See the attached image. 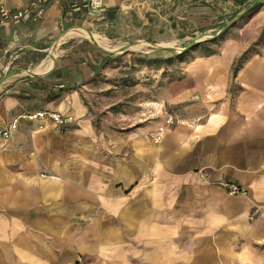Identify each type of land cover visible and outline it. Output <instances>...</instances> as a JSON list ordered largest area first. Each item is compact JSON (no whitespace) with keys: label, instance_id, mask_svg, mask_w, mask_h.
<instances>
[{"label":"crops","instance_id":"crops-1","mask_svg":"<svg viewBox=\"0 0 264 264\" xmlns=\"http://www.w3.org/2000/svg\"><path fill=\"white\" fill-rule=\"evenodd\" d=\"M125 1L104 7L112 16ZM174 2L206 31L223 22L214 0ZM79 9L66 0L0 25V127L18 119L13 138L0 140V264H264V44L235 76L250 41L230 32L215 54L195 56L165 89L176 121L155 142L156 123L97 127L78 88L90 71L83 62L2 81L12 59L44 51ZM252 17L263 21L264 7ZM41 110L73 121L19 118Z\"/></svg>","mask_w":264,"mask_h":264},{"label":"rangeland","instance_id":"rangeland-1","mask_svg":"<svg viewBox=\"0 0 264 264\" xmlns=\"http://www.w3.org/2000/svg\"><path fill=\"white\" fill-rule=\"evenodd\" d=\"M228 1L214 0L213 10L219 12L223 22L216 24V29L211 32L197 26V22L179 18L174 12L177 5L174 0H126L112 16L106 9L100 15L91 14L86 8L79 9L56 34L45 40L44 51L18 53L4 75L16 72L12 76L17 80L42 78L53 71L58 60L83 62L90 66V71L78 88L98 128L119 132L153 123L159 127L165 122L166 113L174 115L172 111L176 107L165 98L169 77L184 73L187 62L201 56L204 41L219 33L229 24L231 17L243 11ZM204 4L205 0H196V5ZM183 10L179 15L183 12L186 15L187 11ZM254 13L251 12L246 23L241 25L242 32L240 29L231 30L233 36L250 41L253 53L258 52L264 43L263 38V42L254 45L264 33V20L253 19ZM221 40L222 37L217 44L209 43L206 47L218 51ZM190 44L193 45L186 49ZM105 54L112 55L113 60L105 63L98 75H94L91 67L98 66ZM176 55L183 56L174 66L167 68L136 65V71H132L134 82L124 84V79L132 75L129 73L132 57L165 59ZM115 58L118 59L115 61ZM51 61L52 68L48 71H35L41 63L49 67ZM163 71H167L166 77H161Z\"/></svg>","mask_w":264,"mask_h":264},{"label":"built area","instance_id":"built-area-1","mask_svg":"<svg viewBox=\"0 0 264 264\" xmlns=\"http://www.w3.org/2000/svg\"><path fill=\"white\" fill-rule=\"evenodd\" d=\"M10 1L21 0H0V25L14 24L18 25L24 21L32 19L34 16H39L43 13L45 7L52 3H60L66 0H31L26 7L11 8L8 3ZM84 8H86L91 14H102L105 11L104 0H80ZM19 118H24L28 121H34L36 119H46L55 127H62L73 121V117L59 113L52 110H41L34 113L25 114ZM17 120H13L5 127H0V140L9 141L13 138L14 132L17 128ZM175 116L173 114L166 113L165 122L158 127V134L154 137V141L161 140V132L166 127L175 123ZM7 146V145H6ZM230 194L243 193L244 191L235 184L223 183Z\"/></svg>","mask_w":264,"mask_h":264},{"label":"trees","instance_id":"trees-1","mask_svg":"<svg viewBox=\"0 0 264 264\" xmlns=\"http://www.w3.org/2000/svg\"><path fill=\"white\" fill-rule=\"evenodd\" d=\"M235 5L238 6L239 8H243V10H245L241 16L237 17V14L234 17L230 18V22L229 24H227L224 28H222L220 30L219 33H217L216 35H214L211 39H208L206 41H204V49L202 48V53L201 56L206 57V56H210L212 54H215L217 51H214L212 49H209L207 46V44L212 43V44H217L219 42L220 37L225 38L226 36H228V34L231 32L232 29L234 28H241V25L246 23V20L249 18L248 16L251 14V12H256L259 8L264 7V0H233ZM239 12V11H238ZM248 23V22H247ZM264 33L262 35L259 36L258 41L254 43V45L260 44L261 42H263V37ZM264 44V43H263ZM262 44V45H263ZM259 52V51H258ZM258 52H252L251 46H248L240 55L239 57L235 60V62L233 63V67H232V74L233 76H235L237 74V72L241 69V67L243 66V64L247 61V59L249 57H251L252 55L258 53ZM183 55H176L174 57H169V58H136V57H132L130 60V67L131 70L129 71V73L132 71L135 72V68L136 65L142 64L145 66H149L154 68H167V66H174V63H176ZM118 58H115L114 60L116 61ZM112 55L110 54H105V57L101 59V61L99 62L98 66H92L91 70L94 73V75H98L99 69L105 64V63H109L110 61H112ZM191 61V60H190ZM189 61V62H190ZM187 62V64L189 63ZM166 73L167 71H163L161 74V77L164 76L166 77ZM185 75L184 73H179L177 74L176 77H173L171 75V77H169V81H168V85L171 84L174 81H179L181 79H183ZM134 82V78H133V73L132 75H129L128 77H126L124 79V84L125 85H130ZM49 97H51L49 95ZM174 111H172L174 113V115L176 116V111L178 110V107H174Z\"/></svg>","mask_w":264,"mask_h":264},{"label":"water","instance_id":"water-1","mask_svg":"<svg viewBox=\"0 0 264 264\" xmlns=\"http://www.w3.org/2000/svg\"><path fill=\"white\" fill-rule=\"evenodd\" d=\"M244 11H245V10H243L241 13H239V14L237 15V17L241 16V14H242ZM192 45H193V44H190L188 47H186V49L190 48ZM186 49H184V50H186ZM15 73H16V72H10L8 75L4 76V78H3L2 81H4L5 79H7L8 77L14 75Z\"/></svg>","mask_w":264,"mask_h":264},{"label":"bare ground","instance_id":"bare-ground-1","mask_svg":"<svg viewBox=\"0 0 264 264\" xmlns=\"http://www.w3.org/2000/svg\"><path fill=\"white\" fill-rule=\"evenodd\" d=\"M52 64H53V62L51 61L50 69L52 68ZM46 68H47L46 65L45 66H39L38 68L35 69V71L39 73L40 71H42L43 69H46Z\"/></svg>","mask_w":264,"mask_h":264}]
</instances>
